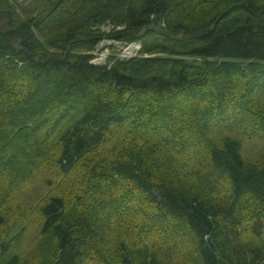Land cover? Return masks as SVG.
Here are the masks:
<instances>
[{"label":"trees","instance_id":"obj_1","mask_svg":"<svg viewBox=\"0 0 264 264\" xmlns=\"http://www.w3.org/2000/svg\"><path fill=\"white\" fill-rule=\"evenodd\" d=\"M24 1L0 0V264H264V0ZM104 39L141 47L95 64Z\"/></svg>","mask_w":264,"mask_h":264},{"label":"rangeland","instance_id":"obj_2","mask_svg":"<svg viewBox=\"0 0 264 264\" xmlns=\"http://www.w3.org/2000/svg\"><path fill=\"white\" fill-rule=\"evenodd\" d=\"M32 6L36 4L37 0H25L21 2L20 5L23 7L29 5L31 2ZM105 29H109L106 27ZM134 46H137L135 49ZM141 47L140 43H122L121 41L114 39H104L100 42L98 48L94 51V57L92 62L95 64H105L109 57H132L138 54V51ZM261 146L260 140L257 137H252L246 141V155L249 157L255 156ZM73 181L69 182L71 184ZM263 235L264 239V221H263Z\"/></svg>","mask_w":264,"mask_h":264},{"label":"bare ground","instance_id":"obj_3","mask_svg":"<svg viewBox=\"0 0 264 264\" xmlns=\"http://www.w3.org/2000/svg\"><path fill=\"white\" fill-rule=\"evenodd\" d=\"M134 48L136 49V48H137V46H134Z\"/></svg>","mask_w":264,"mask_h":264}]
</instances>
